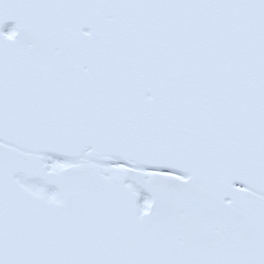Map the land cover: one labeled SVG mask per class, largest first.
Wrapping results in <instances>:
<instances>
[{
    "label": "snow or ice",
    "instance_id": "obj_1",
    "mask_svg": "<svg viewBox=\"0 0 264 264\" xmlns=\"http://www.w3.org/2000/svg\"><path fill=\"white\" fill-rule=\"evenodd\" d=\"M0 264H264V0H0Z\"/></svg>",
    "mask_w": 264,
    "mask_h": 264
}]
</instances>
